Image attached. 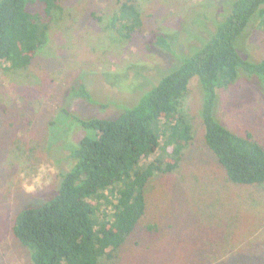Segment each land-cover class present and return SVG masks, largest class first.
<instances>
[{
    "label": "rangeland",
    "instance_id": "rangeland-1",
    "mask_svg": "<svg viewBox=\"0 0 264 264\" xmlns=\"http://www.w3.org/2000/svg\"><path fill=\"white\" fill-rule=\"evenodd\" d=\"M123 1L60 0L64 18L53 23L32 63L9 69L0 62V264H32L14 235L15 217L55 193L61 172L71 168V149L85 132L73 115H119L228 13L227 0H133L143 23L126 38L111 24ZM160 34L168 47L158 41ZM237 45L250 59L264 57L259 19ZM82 84L97 103L73 92ZM259 86L255 76L241 73L218 89L216 115L264 144ZM201 102L196 76L181 106L193 141L178 168L150 180L144 216L114 256L100 257L99 264H264V182L228 178L205 141Z\"/></svg>",
    "mask_w": 264,
    "mask_h": 264
},
{
    "label": "trees",
    "instance_id": "trees-1",
    "mask_svg": "<svg viewBox=\"0 0 264 264\" xmlns=\"http://www.w3.org/2000/svg\"><path fill=\"white\" fill-rule=\"evenodd\" d=\"M226 6L227 15L209 38L181 56L174 69L119 115H73L85 132L71 149V168L61 172L55 193L23 207L15 217L14 235L27 247L32 264H99L100 257L114 256L146 212L150 180L178 168L194 139L181 107L193 77L202 91L205 141L228 178L264 182V144L251 132L225 126L216 115L218 89L233 84L241 73L255 76L264 96V57L253 60L237 48L256 19L264 29V0H227ZM64 11L60 0H0V62L9 69L27 68ZM142 23L133 0H124L111 19L126 38ZM158 41L169 46L161 34ZM73 92L97 103L83 84Z\"/></svg>",
    "mask_w": 264,
    "mask_h": 264
}]
</instances>
